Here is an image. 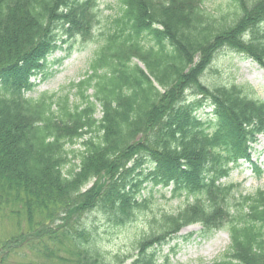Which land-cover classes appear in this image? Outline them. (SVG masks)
Listing matches in <instances>:
<instances>
[{
	"label": "trees",
	"instance_id": "obj_1",
	"mask_svg": "<svg viewBox=\"0 0 264 264\" xmlns=\"http://www.w3.org/2000/svg\"><path fill=\"white\" fill-rule=\"evenodd\" d=\"M115 2L102 17L96 0H0V220L14 227L0 264L20 251L43 258L28 264H157L155 248L195 223L228 233L209 264H264V189L221 181L250 161L264 100L201 80L223 46L264 70V0H219L217 16L205 0ZM87 42L74 91L27 95L51 54ZM157 186L185 202L155 213ZM138 214L135 253L107 251L97 216L119 228Z\"/></svg>",
	"mask_w": 264,
	"mask_h": 264
},
{
	"label": "rangeland",
	"instance_id": "obj_2",
	"mask_svg": "<svg viewBox=\"0 0 264 264\" xmlns=\"http://www.w3.org/2000/svg\"><path fill=\"white\" fill-rule=\"evenodd\" d=\"M219 0H205L204 4L215 16V4ZM97 10L102 17L112 15L117 8L115 0H96ZM214 9V11H213ZM81 44V45H80ZM73 44L70 50L66 45L55 51L47 58V63L42 72L32 78L36 83L34 89L27 93L28 96L37 97L40 94L61 95L75 90L71 87L84 78L93 43ZM264 70L252 58L228 46L219 48L207 68L201 74L204 84L213 87L222 84L236 83L244 89L250 90L253 96L264 100ZM92 92V90H89ZM190 92V91H188ZM190 95V93H188ZM74 102L81 101L79 96H74ZM211 107L200 109L199 114L205 118L210 113ZM100 118L98 110L95 115ZM256 142L250 143L252 152L250 161L238 160V165L232 169L223 183H240L243 194L264 189V134L256 136ZM81 147V141L76 142L71 148ZM150 189L145 188L144 195ZM171 186L153 189V211L174 212L185 201L171 194ZM144 195H142L144 197ZM100 216L96 220L99 240L107 251H117L121 254H134V242L146 231L148 217L138 214V217L124 227L110 226ZM100 220V221H99ZM200 224L195 223L180 229L170 238L169 242L155 248L156 262L162 264L167 259L168 264H209L219 260L230 243L228 233L222 229L203 232ZM14 232L10 220H0V241ZM26 255L11 253L3 264H28L40 262L42 257L25 251ZM129 260L124 264H128ZM166 262V261H165Z\"/></svg>",
	"mask_w": 264,
	"mask_h": 264
},
{
	"label": "bare ground",
	"instance_id": "obj_3",
	"mask_svg": "<svg viewBox=\"0 0 264 264\" xmlns=\"http://www.w3.org/2000/svg\"><path fill=\"white\" fill-rule=\"evenodd\" d=\"M262 74H264L262 71H261Z\"/></svg>",
	"mask_w": 264,
	"mask_h": 264
}]
</instances>
